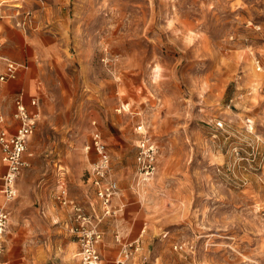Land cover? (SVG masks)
<instances>
[{
	"label": "rangeland",
	"instance_id": "obj_1",
	"mask_svg": "<svg viewBox=\"0 0 264 264\" xmlns=\"http://www.w3.org/2000/svg\"><path fill=\"white\" fill-rule=\"evenodd\" d=\"M9 44L19 60L0 54V73L22 64L18 87L41 115L18 196L0 205L5 261L83 264L65 185L102 234L103 264H264V0H0ZM140 125L158 148L148 181ZM96 132L118 186L110 215Z\"/></svg>",
	"mask_w": 264,
	"mask_h": 264
},
{
	"label": "built area",
	"instance_id": "obj_2",
	"mask_svg": "<svg viewBox=\"0 0 264 264\" xmlns=\"http://www.w3.org/2000/svg\"><path fill=\"white\" fill-rule=\"evenodd\" d=\"M21 65L12 61H7L5 71L0 75V82L15 80L19 73ZM31 106L36 108V112L31 114L26 104L21 98L15 103V118L19 121L20 126L16 133L9 135L3 127L4 119L0 117V147L2 150V161L6 165L4 175V193L8 203L14 201L18 196L17 180L22 170L28 166L25 160L29 141L37 126L39 115V100L34 98ZM223 127L222 122L218 124ZM140 135L138 154H137V176L142 181H148L156 173V160L158 148L155 140L142 125L137 127ZM94 147L99 154V161L93 166L92 174L95 178V185L98 186L97 195L103 203L105 213L111 214V204L114 197L118 194L117 183L109 180L110 174V155L107 146L101 139L99 133H95L92 145L87 149ZM105 180V183H101ZM57 199L63 207H71L74 212V218L77 225L70 227V231L75 235L80 243V257L83 264H103L102 256L98 250V244L102 239V234L95 230H87L86 226L91 223V218L87 216L82 208L68 196L67 187L62 185ZM10 210L6 207L0 208V264H9L4 260L5 252V234L10 222ZM95 227V226H94ZM26 264V263H20ZM114 264H125L117 262Z\"/></svg>",
	"mask_w": 264,
	"mask_h": 264
},
{
	"label": "crops",
	"instance_id": "obj_3",
	"mask_svg": "<svg viewBox=\"0 0 264 264\" xmlns=\"http://www.w3.org/2000/svg\"><path fill=\"white\" fill-rule=\"evenodd\" d=\"M12 46L11 44H9L7 47L3 48L0 50V54L3 55L4 57H6L7 60H11V59H18L19 58L16 56V54L14 53V51H12ZM13 61V60H12ZM16 63V62H15ZM20 64V63H17ZM22 65V64H21ZM5 66L3 67V71L0 73V75H2L5 71ZM18 78L13 82V83H9L8 84V88L10 89L9 92L7 93H3L1 92L0 96L3 98H1L3 101H5L7 104H9V106L11 107L12 103H16V100L18 98H21L24 103L26 104L28 110L30 111L31 114L36 112V108H34L33 106H31V101L36 98L35 96H33L30 93V97L33 96V99H31V101H29L28 99V95L26 94L24 88L22 87H18ZM8 83V82H6ZM1 90H4V87L1 86L0 87ZM12 91V92H11ZM32 85L30 86V92H32ZM16 108V107H15ZM15 114V113H14ZM39 115H41V110L39 108ZM0 117H3V119L5 118L3 114H0ZM20 123L19 121L15 118V115H13V119H9V120H5L4 119V124L3 127L9 132L12 130H15L14 134L16 133L17 129L19 128ZM6 165L5 163L2 161V150L0 147V205L2 204L3 200H4V175L6 173ZM1 207V206H0Z\"/></svg>",
	"mask_w": 264,
	"mask_h": 264
},
{
	"label": "bare ground",
	"instance_id": "obj_4",
	"mask_svg": "<svg viewBox=\"0 0 264 264\" xmlns=\"http://www.w3.org/2000/svg\"><path fill=\"white\" fill-rule=\"evenodd\" d=\"M124 107H125V108H128V107H129V105H128V104H125V105H124ZM144 186H145V185H144Z\"/></svg>",
	"mask_w": 264,
	"mask_h": 264
}]
</instances>
